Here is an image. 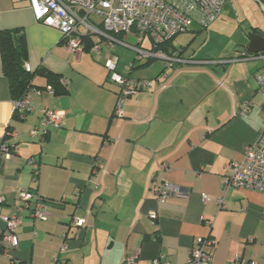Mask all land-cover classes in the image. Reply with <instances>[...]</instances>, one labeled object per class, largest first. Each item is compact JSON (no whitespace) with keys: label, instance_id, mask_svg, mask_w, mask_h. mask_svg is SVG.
Returning a JSON list of instances; mask_svg holds the SVG:
<instances>
[{"label":"crops","instance_id":"1","mask_svg":"<svg viewBox=\"0 0 264 264\" xmlns=\"http://www.w3.org/2000/svg\"><path fill=\"white\" fill-rule=\"evenodd\" d=\"M10 29L23 34L31 72L44 67L66 81L61 93L42 89L32 95L35 110L19 118L0 58V145L3 139L14 145L9 157L0 153V213L16 214L14 190L20 188L47 204L44 220L32 218L29 209L20 213L15 262L53 264L58 258L69 264H154L158 259L159 264H187L193 241L206 235L203 221L209 219L214 264L236 257L264 264V193L222 185L229 163L242 158L264 122V100L255 81L264 69L263 54L231 61L248 53L250 33L241 49H224L217 58H196L188 51L195 36L186 43L178 34L158 49L179 51L180 58L193 62L170 66L153 62L157 58L146 64L132 57L120 62L117 55L119 73L152 80L125 99L123 116L117 117L118 88L104 65L111 50L103 39L95 49L85 38L86 47L76 56L57 29L35 20L29 0H0V31ZM32 82L48 84L37 74ZM244 101L250 108L243 117L238 110ZM44 108L63 111L64 117L39 141L29 130L39 124ZM10 130L16 131L14 138ZM30 158L37 160L36 172ZM160 162L168 168L160 169ZM162 180L188 194L159 201L155 185ZM150 211L157 213L156 220L148 217ZM73 217L84 219V226L72 225ZM3 228L0 219V232ZM133 254L135 262L126 263ZM14 263L0 253V264Z\"/></svg>","mask_w":264,"mask_h":264},{"label":"built area","instance_id":"2","mask_svg":"<svg viewBox=\"0 0 264 264\" xmlns=\"http://www.w3.org/2000/svg\"><path fill=\"white\" fill-rule=\"evenodd\" d=\"M36 21L57 29L61 33L62 42L76 56L84 50V39L92 40L93 47H99L100 39H103L111 50V55L106 59L104 65L111 81L117 86L116 99L113 114L117 117L123 116V104L127 97L136 94L138 91L147 89L152 85V80L144 78H131L127 74L117 71L118 57L113 53L115 45H121L136 52L135 60L148 61L151 59L163 60L164 64L170 66L173 62H193L179 57V51L166 54L157 47L174 36L187 32L191 29H205L219 15L221 8L228 0H29ZM135 38V44L127 42V38ZM145 39L148 45L143 46ZM263 54V53H259ZM259 54L243 52L235 60H249ZM196 62V61H195ZM200 62V61H199ZM213 63L212 61H201ZM27 71L30 67L25 63ZM131 65H126L129 70ZM257 91L264 100V69L255 74ZM60 84L66 85L63 78L59 79ZM44 90L53 94L50 86ZM42 89L30 87L27 93L20 99L14 100L13 110L17 117L23 118L33 112L35 106L32 95H40ZM250 108V102L244 101L238 110L240 116H246ZM64 117L63 111L40 110V122L29 130L31 136H36L39 141L53 129L60 127ZM8 136L15 137L16 131H8ZM13 144L3 139L0 145V153L9 157ZM37 171L38 163L35 158L28 160ZM160 169H167L164 162L159 163ZM223 189L243 188L264 193V122L259 130L257 139L246 145L242 152V158L229 163L228 174L223 179ZM155 193L159 201H164L169 196L188 194L186 189L169 181L162 180L155 185ZM15 200L17 203L16 214L6 216L0 213V219L4 228L0 232L2 246L0 253L14 261L13 251L17 245L15 235L16 227L21 223L20 213L24 209L30 210V216L35 219L44 220L47 218V204L43 197L32 193L27 189H15ZM203 200L206 195H201ZM4 198L0 196V205ZM219 207L222 206V199L217 200ZM148 217L151 220L157 219V213L150 211ZM204 227L206 235L194 239L187 257V264H214L212 261V250L214 239L210 235L212 220L205 219ZM72 225L83 227L84 219L73 217ZM66 245L62 246L64 249ZM137 256H128L126 263H134ZM22 264V263H20ZM53 264H69L61 262L58 258ZM159 264V260H154ZM163 264H168L164 262ZM227 264H253L250 261L240 260L238 257Z\"/></svg>","mask_w":264,"mask_h":264},{"label":"rangeland","instance_id":"3","mask_svg":"<svg viewBox=\"0 0 264 264\" xmlns=\"http://www.w3.org/2000/svg\"><path fill=\"white\" fill-rule=\"evenodd\" d=\"M253 31L264 34V0H228L221 8L217 20L208 27L196 33L189 32L178 36H185L186 43L195 36V41L188 51L193 52L196 58H217L224 49L227 53L236 47L237 51L241 49L244 37ZM135 41L134 37L127 38L128 43L135 44ZM148 41L145 39L143 46H147ZM116 49L113 53L120 56V62L123 58H136L135 52L123 46H117ZM153 62L164 65L163 60Z\"/></svg>","mask_w":264,"mask_h":264},{"label":"trees","instance_id":"4","mask_svg":"<svg viewBox=\"0 0 264 264\" xmlns=\"http://www.w3.org/2000/svg\"><path fill=\"white\" fill-rule=\"evenodd\" d=\"M252 33L250 34L252 35ZM163 44L159 45L157 49L162 48ZM162 49L164 50V48ZM0 58L2 72L7 78L9 93L12 100L22 98L30 87L44 89L46 86H50L53 90V94L61 93L66 88V85H62L59 82L61 78L60 75L44 67H39L34 72L25 69L26 45L23 34L17 29L0 31ZM148 61H144V64ZM36 74L44 76L48 84L45 86L34 85L32 80ZM14 262L15 261H13V263ZM14 264L20 263L15 262Z\"/></svg>","mask_w":264,"mask_h":264},{"label":"water","instance_id":"5","mask_svg":"<svg viewBox=\"0 0 264 264\" xmlns=\"http://www.w3.org/2000/svg\"><path fill=\"white\" fill-rule=\"evenodd\" d=\"M245 49L250 54H259L264 52V36L254 33L250 36L245 45Z\"/></svg>","mask_w":264,"mask_h":264},{"label":"bare ground","instance_id":"6","mask_svg":"<svg viewBox=\"0 0 264 264\" xmlns=\"http://www.w3.org/2000/svg\"><path fill=\"white\" fill-rule=\"evenodd\" d=\"M185 65V64H184Z\"/></svg>","mask_w":264,"mask_h":264}]
</instances>
